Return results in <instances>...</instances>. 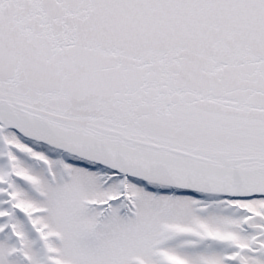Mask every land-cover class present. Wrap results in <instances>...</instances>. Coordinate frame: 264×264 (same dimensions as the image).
<instances>
[{"label": "snow or ice", "instance_id": "obj_1", "mask_svg": "<svg viewBox=\"0 0 264 264\" xmlns=\"http://www.w3.org/2000/svg\"><path fill=\"white\" fill-rule=\"evenodd\" d=\"M0 264H264V0H0Z\"/></svg>", "mask_w": 264, "mask_h": 264}]
</instances>
